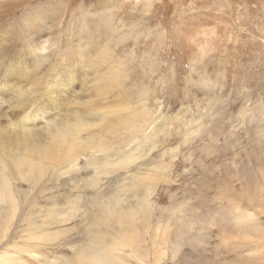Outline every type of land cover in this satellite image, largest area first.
<instances>
[{"label":"rangeland","instance_id":"obj_1","mask_svg":"<svg viewBox=\"0 0 264 264\" xmlns=\"http://www.w3.org/2000/svg\"><path fill=\"white\" fill-rule=\"evenodd\" d=\"M81 53L99 60L98 68H85ZM109 64L117 69L108 95L143 107L150 125L131 141L121 128L103 140L115 154L137 149L140 158L108 183L129 187L139 165L161 163L146 264H264V0H0V76L11 99L33 80L40 85L34 105L47 104L43 86L52 65L59 67L53 74L71 73L79 90L86 75L103 77ZM48 176L40 193L14 184L36 202L37 224L50 193L41 191L55 192L67 180ZM131 192L120 197L130 202ZM83 210L54 246L32 244L39 253L23 256L36 264L71 258L86 236ZM17 222L0 251L24 242L19 237L28 231ZM157 225L167 228L165 245L153 234Z\"/></svg>","mask_w":264,"mask_h":264},{"label":"bare ground","instance_id":"obj_2","mask_svg":"<svg viewBox=\"0 0 264 264\" xmlns=\"http://www.w3.org/2000/svg\"><path fill=\"white\" fill-rule=\"evenodd\" d=\"M81 57L82 53L78 58L86 64L85 68H98L99 60L85 61ZM56 68L59 67L52 65L45 78L43 87L47 104L37 107L34 95H39L37 86L40 85L36 81L32 80L20 92L19 98L13 100L4 77L0 76V92L8 93H0L3 110L0 113V243L7 238L16 219L17 225L25 227L21 231H28L24 236L20 232L19 240H24L23 243L13 242L0 251V264H36L29 262L24 253L34 251L32 244L54 246L50 241L68 233L67 225L74 221L82 207H85L83 215L88 222L83 245L71 258H62L60 264H128V260L122 258L123 251H127V256L136 264H146L150 255L147 244L151 245L146 238L153 229L150 196L160 180L157 171L161 169V163L147 167L143 160L141 164L146 168L137 167L142 173L129 187L114 186L108 183V178L140 158L134 154L137 149L115 154L113 148L108 150L103 146V140L107 136L115 138L119 128L126 132L129 141L143 134L150 125L144 108L133 109L128 99L108 95L105 87L114 84L116 79V67L112 69L110 64L103 77L86 75L79 90L74 89L71 73L61 77V73L53 74ZM71 68L73 61L68 70ZM31 90L35 91L34 94ZM27 94L30 98H26ZM87 116L93 117L91 123L84 121ZM153 135L151 132L147 139ZM46 175L52 176V179L48 178L53 181L55 177L62 179L65 176L67 180L59 185L62 193L59 187L55 192H51L53 187L41 191L50 193L46 197L45 214L37 224L38 213L32 210L37 204L29 202L28 199L33 198L31 195L27 198L25 194L33 191ZM15 183L29 185L30 189L21 192L14 187ZM131 190L132 201L120 197ZM248 216L252 217L251 214ZM166 230V226L158 225L154 230L153 234L161 245L167 244ZM32 255L26 256L30 258Z\"/></svg>","mask_w":264,"mask_h":264}]
</instances>
